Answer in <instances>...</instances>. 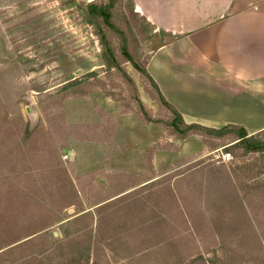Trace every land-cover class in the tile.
Wrapping results in <instances>:
<instances>
[{
	"label": "rangeland",
	"instance_id": "1",
	"mask_svg": "<svg viewBox=\"0 0 264 264\" xmlns=\"http://www.w3.org/2000/svg\"><path fill=\"white\" fill-rule=\"evenodd\" d=\"M93 1L0 0V264H264V132L170 137L125 62L150 26L131 0L94 24Z\"/></svg>",
	"mask_w": 264,
	"mask_h": 264
},
{
	"label": "crops",
	"instance_id": "2",
	"mask_svg": "<svg viewBox=\"0 0 264 264\" xmlns=\"http://www.w3.org/2000/svg\"><path fill=\"white\" fill-rule=\"evenodd\" d=\"M131 1L158 43L146 71L185 124L264 131V0Z\"/></svg>",
	"mask_w": 264,
	"mask_h": 264
},
{
	"label": "trees",
	"instance_id": "3",
	"mask_svg": "<svg viewBox=\"0 0 264 264\" xmlns=\"http://www.w3.org/2000/svg\"><path fill=\"white\" fill-rule=\"evenodd\" d=\"M113 6L106 5L103 0H95L91 2L88 6V17L90 20L95 21L94 24H106L109 25L110 23V14ZM124 56L126 57V63L131 64L134 71L140 78V80L143 83V90L146 93V95L149 97V99L153 102H155L158 107L166 109L172 116H174V120H168L167 124H165L166 130L170 137L174 138L175 140H185L187 137L192 135H200V136H208L211 135L210 138L213 139H223V138H231L232 145L236 148H240L244 150L246 153H256L260 152L263 149V146L256 142L253 136H248L246 131L238 126L234 125H227L218 129H212L203 127L196 124L187 125L184 123L182 117L180 114L172 107L162 96L160 90L158 89V86L154 82V80L150 77L148 72L146 71V64H142V66H139L134 58H132L127 50H125ZM152 88V91H150L147 86ZM75 95L84 96L85 93L75 92ZM148 122L149 121L148 119ZM264 132V131H262ZM261 132V133H262ZM260 134V133H259ZM213 135V137H212ZM209 137V136H208ZM214 170L210 172L211 175V181L214 182L216 180ZM226 173V172H225ZM226 180L230 184V188L227 192V195L230 197L234 195V197H237V191L233 184V181L231 179V176L226 173L225 175ZM221 178L218 179L219 182H221ZM223 182V180H222ZM226 186V183L223 182V184L220 185L218 189H223V187ZM235 199V198H234Z\"/></svg>",
	"mask_w": 264,
	"mask_h": 264
},
{
	"label": "water",
	"instance_id": "4",
	"mask_svg": "<svg viewBox=\"0 0 264 264\" xmlns=\"http://www.w3.org/2000/svg\"><path fill=\"white\" fill-rule=\"evenodd\" d=\"M25 111H26V113L28 114V115H30L31 113H34L35 112V109H34V107H33V105H30L28 108H26L25 109ZM65 151H63V153H64ZM72 213V211H69V214H71Z\"/></svg>",
	"mask_w": 264,
	"mask_h": 264
},
{
	"label": "built area",
	"instance_id": "5",
	"mask_svg": "<svg viewBox=\"0 0 264 264\" xmlns=\"http://www.w3.org/2000/svg\"><path fill=\"white\" fill-rule=\"evenodd\" d=\"M66 158V157H65Z\"/></svg>",
	"mask_w": 264,
	"mask_h": 264
}]
</instances>
